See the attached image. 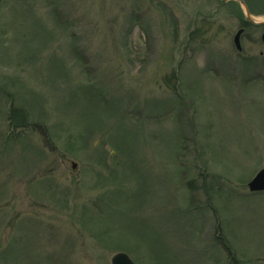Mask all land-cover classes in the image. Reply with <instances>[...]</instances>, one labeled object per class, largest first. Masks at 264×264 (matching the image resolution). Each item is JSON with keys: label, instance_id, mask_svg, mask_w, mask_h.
Listing matches in <instances>:
<instances>
[{"label": "rangeland", "instance_id": "rangeland-1", "mask_svg": "<svg viewBox=\"0 0 264 264\" xmlns=\"http://www.w3.org/2000/svg\"><path fill=\"white\" fill-rule=\"evenodd\" d=\"M234 2L0 0V264H264V28Z\"/></svg>", "mask_w": 264, "mask_h": 264}, {"label": "water", "instance_id": "water-1", "mask_svg": "<svg viewBox=\"0 0 264 264\" xmlns=\"http://www.w3.org/2000/svg\"><path fill=\"white\" fill-rule=\"evenodd\" d=\"M245 10V16L250 25L253 27H260L264 25V22H256L252 19L251 14L244 4L243 0H238ZM243 33V29L239 30L234 37V44L238 51H241L240 37ZM262 42L264 43V33L262 34ZM73 164V168H75ZM248 190L252 193L264 191V168L261 169L254 178L248 183ZM111 264H134L132 260L125 253H117L111 258Z\"/></svg>", "mask_w": 264, "mask_h": 264}, {"label": "flooded vegetation", "instance_id": "flooded-vegetation-1", "mask_svg": "<svg viewBox=\"0 0 264 264\" xmlns=\"http://www.w3.org/2000/svg\"><path fill=\"white\" fill-rule=\"evenodd\" d=\"M217 1L220 2L221 5H229L230 2L235 1L234 4L236 3L240 6V3L237 0H217ZM244 3H245V1H244ZM245 5H246V3H245ZM262 28H264V26H262ZM263 33H264V30H263Z\"/></svg>", "mask_w": 264, "mask_h": 264}]
</instances>
